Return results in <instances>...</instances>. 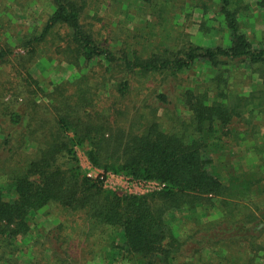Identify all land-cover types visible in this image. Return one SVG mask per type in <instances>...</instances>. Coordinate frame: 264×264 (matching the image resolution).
Masks as SVG:
<instances>
[{
    "label": "trees",
    "instance_id": "1",
    "mask_svg": "<svg viewBox=\"0 0 264 264\" xmlns=\"http://www.w3.org/2000/svg\"><path fill=\"white\" fill-rule=\"evenodd\" d=\"M138 1L110 3L134 18L133 11L147 8ZM239 2L216 0L229 45L174 38L140 46L129 34L107 35L87 22V0H50L53 12L40 30L24 34L26 54L15 55L18 62L10 64L14 50L0 43V181L13 186L10 197L0 189V264H77L75 240L83 264H97L96 255L107 264L118 255L126 264H264V150L257 147L253 168L224 179L212 170L215 152H226L231 139L244 143L249 132H260L254 119H264V44L255 47L241 31ZM152 3L162 31L172 36L162 0ZM257 4L264 8V0ZM61 28L66 33L54 32ZM53 33L65 39L57 47L88 70L46 92L26 65ZM199 60L209 63L212 76L182 91L183 113L171 94L173 80ZM243 62L261 74L262 87L250 94L230 88L231 70ZM236 119L240 130L231 126ZM78 146L95 167L159 187L146 193L107 188L83 171ZM217 203L223 216L188 222L184 233L175 234L167 220L172 210ZM43 208L64 216L41 230L43 240L34 242L44 248L23 262L19 240L32 234L33 215Z\"/></svg>",
    "mask_w": 264,
    "mask_h": 264
},
{
    "label": "rangeland",
    "instance_id": "2",
    "mask_svg": "<svg viewBox=\"0 0 264 264\" xmlns=\"http://www.w3.org/2000/svg\"><path fill=\"white\" fill-rule=\"evenodd\" d=\"M110 2L111 0H87V6L84 10V19L87 22H93L98 28L103 27V33L107 35L110 30L115 35L117 34L116 37L120 38L129 34L132 41H137L138 45L144 47H152L153 43L156 44L160 41H173L174 38L204 46L229 45L231 43V35L227 29L225 17L220 13L216 0H162L166 14L164 25L173 28V31L170 30L172 36H167L162 31L163 25L159 24L161 20L153 15L158 12L157 6L153 7L154 5H152L153 0H139L138 3L141 6H143L142 4L147 5V8L140 10L141 12L138 9L133 11L134 18L127 17L125 10L120 13L122 7L112 5L113 3ZM125 5L126 3L123 4V8ZM238 6L241 31L247 35L255 47L262 46L264 44V8L257 4V0H240ZM53 10L50 0H0V19L2 20H0V43L9 44L14 50L15 54L10 58V64L13 61L18 62L15 55L25 53L26 48L21 46L24 34L32 31L35 27L40 30ZM56 31L61 34L66 33L65 28L54 29V32ZM57 44L64 46L65 39H60L56 33L51 34L48 40L38 42L35 54L26 65L28 72L38 80L39 85L46 92L51 91L54 84L65 79H73L88 70V67L82 64L83 61L81 62L82 66L77 65L74 56L70 54L71 52L63 48L59 49ZM92 64L97 65V60L93 61ZM211 72L212 68L209 63L206 60H199L196 61L191 70L179 75L176 82L173 80L175 85L173 83L171 94L178 108H182L183 113L188 112L184 110L180 102L182 91L187 87L205 84L212 76ZM230 84V88L233 90L250 94L262 87L261 74L252 71L248 63H239L237 67H233L231 70ZM42 100L45 101L47 98ZM254 121L262 126L259 129L260 132H249L241 145H235L231 139L229 140L230 148L226 152L217 151L213 154L212 170L222 175L223 179L229 171L250 169L258 164L257 147L259 146L264 150V119L259 117ZM231 126L236 130L244 127L238 119L234 120ZM2 137L0 132V140ZM257 143L258 145H256ZM32 145L28 148L29 152ZM76 150L83 171L88 176L103 179L107 188L120 193H146L159 187L154 180H138L124 174L105 172L91 163L85 147L78 146ZM8 182L2 178L0 189L5 196L10 197L13 196V186ZM46 211L48 210L43 208L33 215L32 234L19 240L18 255L23 262L32 257L31 251L44 248L43 244L36 245L34 242L37 239L43 240V237H40L41 230L50 231L64 216L63 212L57 208L52 211L51 215ZM221 216L223 214L217 203L210 206L199 205L194 210L186 207L180 210H172L167 214V220L172 225L175 234L178 235L186 231L188 222L193 221L199 224L202 221L220 218ZM71 225L74 226L73 222ZM260 226H263V222ZM74 234L73 237L78 239L80 235L77 231H74ZM81 247V241H73L72 248L75 251L77 264L84 263L82 258L84 253ZM107 260L111 264H126L122 261L121 255L115 256L114 261L109 260V258ZM93 262L107 264L98 255Z\"/></svg>",
    "mask_w": 264,
    "mask_h": 264
}]
</instances>
